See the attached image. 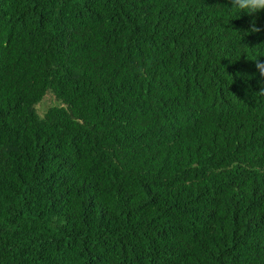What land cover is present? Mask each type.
Listing matches in <instances>:
<instances>
[{
	"label": "trees",
	"instance_id": "trees-1",
	"mask_svg": "<svg viewBox=\"0 0 264 264\" xmlns=\"http://www.w3.org/2000/svg\"><path fill=\"white\" fill-rule=\"evenodd\" d=\"M226 6L0 0V264H264V11Z\"/></svg>",
	"mask_w": 264,
	"mask_h": 264
},
{
	"label": "clouds",
	"instance_id": "clouds-1",
	"mask_svg": "<svg viewBox=\"0 0 264 264\" xmlns=\"http://www.w3.org/2000/svg\"><path fill=\"white\" fill-rule=\"evenodd\" d=\"M225 10L229 12L230 18H238L242 13L253 16V14H258L264 11V0H231V6H226ZM249 31H260V28L255 26L254 19L250 22V27L246 32L239 33L241 39L243 35H247ZM257 68L259 69L261 74H264V64H257Z\"/></svg>",
	"mask_w": 264,
	"mask_h": 264
},
{
	"label": "rangeland",
	"instance_id": "rangeland-1",
	"mask_svg": "<svg viewBox=\"0 0 264 264\" xmlns=\"http://www.w3.org/2000/svg\"><path fill=\"white\" fill-rule=\"evenodd\" d=\"M59 103L55 100L51 93H47L43 99L36 105V110L40 116H42L45 111L53 105H58Z\"/></svg>",
	"mask_w": 264,
	"mask_h": 264
}]
</instances>
